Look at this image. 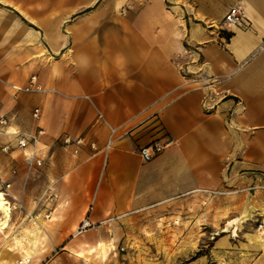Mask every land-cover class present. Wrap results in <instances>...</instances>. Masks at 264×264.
Listing matches in <instances>:
<instances>
[{
  "label": "crops",
  "instance_id": "0c3cea01",
  "mask_svg": "<svg viewBox=\"0 0 264 264\" xmlns=\"http://www.w3.org/2000/svg\"><path fill=\"white\" fill-rule=\"evenodd\" d=\"M233 7L242 21L223 24ZM31 77L36 90L13 88ZM0 117V148L44 131L39 167L28 169L30 146L0 151L22 202L14 220L39 222L40 254L190 199L207 206L197 221H223L216 245L240 235L242 260L264 264V190L204 193L264 186V0H0Z\"/></svg>",
  "mask_w": 264,
  "mask_h": 264
},
{
  "label": "rangeland",
  "instance_id": "374dc122",
  "mask_svg": "<svg viewBox=\"0 0 264 264\" xmlns=\"http://www.w3.org/2000/svg\"><path fill=\"white\" fill-rule=\"evenodd\" d=\"M202 210L206 214L207 206L190 199L157 206L128 216L101 240L75 237L73 245H57L43 254L39 222H16L17 211H12L11 220L0 231V259L12 262L29 255L30 264L40 258L39 264H247L237 249L242 237H228L216 245L223 221L212 225L206 215L197 221ZM18 246L26 252L18 253Z\"/></svg>",
  "mask_w": 264,
  "mask_h": 264
},
{
  "label": "built area",
  "instance_id": "2783aa9c",
  "mask_svg": "<svg viewBox=\"0 0 264 264\" xmlns=\"http://www.w3.org/2000/svg\"><path fill=\"white\" fill-rule=\"evenodd\" d=\"M242 21V14L240 10L237 7L230 8L228 12L225 14L223 18V24H226L228 26H237ZM35 78L31 77L29 80L30 86L20 88L14 86L13 88L16 91H25L30 92L37 89L36 86H34ZM40 116V110L38 108L33 109L31 113V117L34 121H38ZM8 127V120L4 117H0V134L1 135H7V129ZM14 136V142L11 143H5L1 146L0 151L2 153H7L12 146L19 150H25L28 146H30V150L27 153L26 156V162L28 169L39 167L42 165V158L39 157V141L40 138L44 135V131L37 127L36 130L32 132H14L12 133ZM63 145H70L74 144L76 146H80L84 143V140L82 137L76 138L75 140H70L69 138H64L62 140ZM171 143V141H166L163 144H160L158 142H154L148 146H145L139 150V155L142 158L143 161L147 162L150 161L154 156L159 154L163 148L168 146ZM91 149H95V145L93 143L89 144ZM12 173L14 174L15 171L13 170ZM10 188L11 184L9 182H6L1 179L0 177V192L4 194V197L9 201L10 209L11 211H15L22 208V202L21 200H16L10 195ZM257 189L264 190V186H249L246 188H240V189H231V190H224V191H209L204 192L205 194H208L210 196H218L223 194H232V193H241V192H252ZM48 215L46 216V218ZM87 225V226H86ZM86 227H88L87 222H83L78 229L77 232H81ZM256 230L259 231L261 234L264 235V223L263 221H259L256 224ZM12 264H30V257L23 255L20 258L16 259Z\"/></svg>",
  "mask_w": 264,
  "mask_h": 264
},
{
  "label": "bare ground",
  "instance_id": "6f19581e",
  "mask_svg": "<svg viewBox=\"0 0 264 264\" xmlns=\"http://www.w3.org/2000/svg\"><path fill=\"white\" fill-rule=\"evenodd\" d=\"M10 204L9 201L4 197V194L0 192V231L4 230L6 226L8 225V221L10 219ZM87 221V220H86ZM235 221H228L225 225V231H228ZM87 226V225H86Z\"/></svg>",
  "mask_w": 264,
  "mask_h": 264
}]
</instances>
